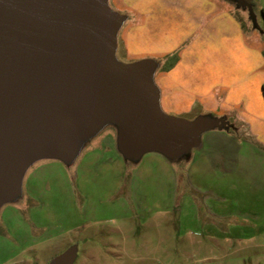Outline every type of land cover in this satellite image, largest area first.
<instances>
[{
	"label": "rangeland",
	"instance_id": "374dc122",
	"mask_svg": "<svg viewBox=\"0 0 264 264\" xmlns=\"http://www.w3.org/2000/svg\"><path fill=\"white\" fill-rule=\"evenodd\" d=\"M229 1L264 24V0ZM122 54L117 33L114 60L130 64ZM205 131L180 154L136 152L116 117L89 129L67 120V150L31 158L0 203V264H51L67 253L71 264H264V163L212 167Z\"/></svg>",
	"mask_w": 264,
	"mask_h": 264
},
{
	"label": "water",
	"instance_id": "95a60500",
	"mask_svg": "<svg viewBox=\"0 0 264 264\" xmlns=\"http://www.w3.org/2000/svg\"><path fill=\"white\" fill-rule=\"evenodd\" d=\"M122 21L106 0H0V203L31 158L67 150V120L89 129L113 116L127 150L173 154L215 125L160 112L153 62L114 60Z\"/></svg>",
	"mask_w": 264,
	"mask_h": 264
},
{
	"label": "crops",
	"instance_id": "0c3cea01",
	"mask_svg": "<svg viewBox=\"0 0 264 264\" xmlns=\"http://www.w3.org/2000/svg\"><path fill=\"white\" fill-rule=\"evenodd\" d=\"M114 3L124 11L122 55L130 63L155 60L151 80L163 110L211 116L203 146L209 164L228 170L264 163V24L245 10L235 14L229 0Z\"/></svg>",
	"mask_w": 264,
	"mask_h": 264
},
{
	"label": "trees",
	"instance_id": "16d2710c",
	"mask_svg": "<svg viewBox=\"0 0 264 264\" xmlns=\"http://www.w3.org/2000/svg\"><path fill=\"white\" fill-rule=\"evenodd\" d=\"M261 14H262V17H263V21H264V7L261 9ZM172 58V62L171 63H173L175 60H176V58H177V55H173V56H171ZM262 91H263V94H264V84L262 85Z\"/></svg>",
	"mask_w": 264,
	"mask_h": 264
}]
</instances>
